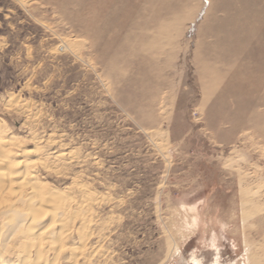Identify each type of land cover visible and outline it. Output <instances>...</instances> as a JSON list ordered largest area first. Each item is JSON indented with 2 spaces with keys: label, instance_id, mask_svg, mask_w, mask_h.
Returning <instances> with one entry per match:
<instances>
[{
  "label": "rangeland",
  "instance_id": "obj_1",
  "mask_svg": "<svg viewBox=\"0 0 264 264\" xmlns=\"http://www.w3.org/2000/svg\"><path fill=\"white\" fill-rule=\"evenodd\" d=\"M0 121L90 194L74 264H264V0H0Z\"/></svg>",
  "mask_w": 264,
  "mask_h": 264
},
{
  "label": "bare ground",
  "instance_id": "obj_2",
  "mask_svg": "<svg viewBox=\"0 0 264 264\" xmlns=\"http://www.w3.org/2000/svg\"><path fill=\"white\" fill-rule=\"evenodd\" d=\"M13 103L14 97L13 94H11L7 102H5V106L12 107ZM5 126L6 123L2 125L0 121V264H74L77 260L79 261L80 256L82 257L86 252L85 244L87 245L86 240L89 235V229L91 228H89L87 216L90 214L88 212H90L93 206L90 205V209L88 208L89 204L87 205V199L85 197L90 198V194H86L84 187H79L81 193H77L83 194V199L74 203L67 189L60 190L57 189L58 187H51L48 182H44L46 180L42 181L44 177H39V174L45 173L40 172V167H42L46 173L47 171L51 173V170L53 171L55 169V167H53L55 165L52 166V163L57 164L56 166L59 167L58 162L60 161L61 163L60 159L65 157L64 150L63 152L60 151V153L62 152L63 154L57 153L61 150L57 148V145L56 149L58 151L56 153L52 151L50 153L49 151L48 154L47 149L49 147L46 148L47 143L44 141L46 149L42 152H47L46 157L44 156V158L38 160H35V157H33L35 161L33 159H31L32 161L27 160L26 156H24L26 160H24V158L23 160L22 158L19 159L20 153L31 155L29 154L32 152V150H30L31 147L28 149L30 151L24 148L23 150L21 149L22 151L18 154L20 151L18 147H20L21 144L24 145L23 143L25 141L20 143V140L18 142V138L12 136L14 134L9 135V132L7 133V130L9 131L10 129H7ZM51 139L52 138H50V140ZM54 145L56 144L54 143ZM48 146L51 145L48 143ZM27 148H29V146ZM17 150L19 151L17 152ZM34 150L37 151L35 147ZM70 161H72V159ZM68 164H70V162ZM57 167L56 169H58ZM56 169L54 171H56ZM58 172L60 174L59 170ZM51 175L47 174V176ZM71 186L72 185L69 187L71 188ZM66 187L67 186H65V188ZM72 187L74 188L75 186ZM70 188L68 189L70 190ZM79 198H81V195ZM73 203L76 205L73 206ZM79 217V225L75 227L77 224H75V220L77 221ZM74 228H76L80 239V245H76L77 247L71 246L70 244V237L73 234L72 231ZM84 261L80 262H83L82 264H88Z\"/></svg>",
  "mask_w": 264,
  "mask_h": 264
}]
</instances>
